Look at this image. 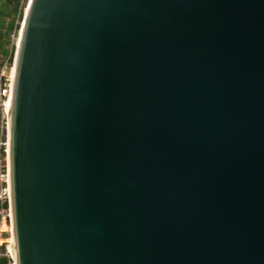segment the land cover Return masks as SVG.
I'll list each match as a JSON object with an SVG mask.
<instances>
[{"label":"water","instance_id":"water-1","mask_svg":"<svg viewBox=\"0 0 264 264\" xmlns=\"http://www.w3.org/2000/svg\"><path fill=\"white\" fill-rule=\"evenodd\" d=\"M25 6L16 264H264V0Z\"/></svg>","mask_w":264,"mask_h":264},{"label":"built area","instance_id":"built-area-1","mask_svg":"<svg viewBox=\"0 0 264 264\" xmlns=\"http://www.w3.org/2000/svg\"><path fill=\"white\" fill-rule=\"evenodd\" d=\"M12 56L3 61L0 68V259H4V264H16L11 231L7 164V112L12 83L11 70L14 60Z\"/></svg>","mask_w":264,"mask_h":264},{"label":"rangeland","instance_id":"rangeland-1","mask_svg":"<svg viewBox=\"0 0 264 264\" xmlns=\"http://www.w3.org/2000/svg\"><path fill=\"white\" fill-rule=\"evenodd\" d=\"M19 3L20 4L17 8V12H15V4L13 2H11L10 0H0V44L2 43V49L8 52L7 55H4L2 57V63L7 58H9V56H14L18 33L16 35V33L14 32L15 30H13L7 36V27L12 20H14L15 26L17 25V23L19 24V21L21 22V19H18V13L21 10L23 14L27 0H20Z\"/></svg>","mask_w":264,"mask_h":264},{"label":"trees","instance_id":"trees-1","mask_svg":"<svg viewBox=\"0 0 264 264\" xmlns=\"http://www.w3.org/2000/svg\"><path fill=\"white\" fill-rule=\"evenodd\" d=\"M11 2H13L14 4H15V12H17V8L19 7V2H20V0H10ZM18 19L20 20H22V11L20 10L19 11V13H18ZM20 21H19V24L17 23V25L15 26L14 25V20H12L10 23H9V25H8V27H7V36L10 34V32L11 31H13V30H15L14 32L16 33V35H17V33H18V30H19V26H20ZM1 45H2V43L0 44V68H1V65H2V57L4 56V55H7V53L8 52H6V50H4V49H2V47H1ZM0 264H4V259H0Z\"/></svg>","mask_w":264,"mask_h":264},{"label":"bare ground","instance_id":"bare-ground-1","mask_svg":"<svg viewBox=\"0 0 264 264\" xmlns=\"http://www.w3.org/2000/svg\"><path fill=\"white\" fill-rule=\"evenodd\" d=\"M11 75H13V66H12V70H11ZM3 227V226H2ZM4 228V227H3Z\"/></svg>","mask_w":264,"mask_h":264}]
</instances>
